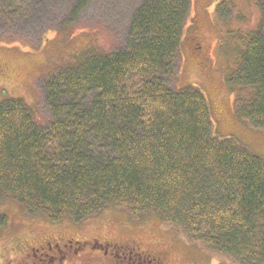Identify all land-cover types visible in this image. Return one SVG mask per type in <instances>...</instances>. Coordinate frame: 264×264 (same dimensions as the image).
<instances>
[{"label": "trees", "instance_id": "16d2710c", "mask_svg": "<svg viewBox=\"0 0 264 264\" xmlns=\"http://www.w3.org/2000/svg\"><path fill=\"white\" fill-rule=\"evenodd\" d=\"M39 1L0 0V23L28 21ZM257 9L231 87L236 102L251 93L236 116L264 132V0ZM189 11L144 0L124 50L86 51L43 83V123L22 101L0 103V198L53 223L152 214L231 264H264V159L215 135L197 89L174 88Z\"/></svg>", "mask_w": 264, "mask_h": 264}, {"label": "rangeland", "instance_id": "374dc122", "mask_svg": "<svg viewBox=\"0 0 264 264\" xmlns=\"http://www.w3.org/2000/svg\"><path fill=\"white\" fill-rule=\"evenodd\" d=\"M179 44L175 90L197 89L205 98L215 135L231 138L264 159V132L235 114L251 93L232 88L244 43L257 27L259 0H189ZM144 0H40L28 21L0 23V103L22 101L39 123L48 117L42 85L75 68L86 51L108 56L124 50L130 22ZM77 8V9H76ZM42 38V41L40 42ZM241 104V105H242ZM0 264H231L191 243L148 214L107 208L85 221L58 223L29 215L0 198Z\"/></svg>", "mask_w": 264, "mask_h": 264}]
</instances>
